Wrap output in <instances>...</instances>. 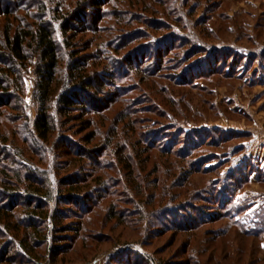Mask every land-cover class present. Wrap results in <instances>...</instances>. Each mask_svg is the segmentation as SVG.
Instances as JSON below:
<instances>
[{
  "label": "rangeland",
  "instance_id": "rangeland-1",
  "mask_svg": "<svg viewBox=\"0 0 264 264\" xmlns=\"http://www.w3.org/2000/svg\"><path fill=\"white\" fill-rule=\"evenodd\" d=\"M77 1L46 0L49 16L58 8L74 9ZM114 2L102 9L95 35L73 31L72 44L90 60L91 74L105 78L103 95L89 101L82 120L72 112L62 125L58 115L73 60L59 17L54 22L62 84L56 90L43 78L39 57L21 68L22 87L13 89L20 99L13 103L22 110H8L11 121L0 117V126L8 124L14 134L6 143L0 132V168L9 166L22 190L27 183L15 174L23 181H45L52 198L42 210L48 217L39 223L47 238L32 253L19 246L35 242L25 229V201L12 198L21 204L12 229L0 222V245L12 250L13 260L0 264H231L238 258L261 264L258 242L236 225L242 221L239 207L233 202L229 211L221 193L237 177L254 180L245 189L252 197L264 194V183L256 182L264 181V0H162L161 5L145 0L151 9L143 14L136 12L142 9L139 1ZM26 8L35 14V6ZM113 8L127 18V26L107 18ZM23 15L24 25L33 22ZM7 21L0 17L1 39ZM171 34L185 44L166 48L156 59L150 57L154 51L140 52ZM209 48L226 53L215 61ZM49 114L56 129L46 142L37 130ZM134 122L135 132L128 125ZM7 177L0 173V202ZM71 179L87 183L80 195L69 196L62 185ZM19 194L28 198L27 192ZM206 205L220 215L203 224L202 219L194 231L182 230V215L198 219ZM23 218L26 223L14 230Z\"/></svg>",
  "mask_w": 264,
  "mask_h": 264
},
{
  "label": "trees",
  "instance_id": "trees-1",
  "mask_svg": "<svg viewBox=\"0 0 264 264\" xmlns=\"http://www.w3.org/2000/svg\"><path fill=\"white\" fill-rule=\"evenodd\" d=\"M141 4L142 9L140 13L147 12L150 8L149 3H144L145 0H136ZM162 0H153V2L161 5ZM114 0H78L74 9L70 8H58L54 11L53 16H49L48 6L46 5V0H0V17L5 16L8 18L7 24L5 25L3 31V37L0 38V117L4 116L6 120H10V113L8 110H22L21 107L17 108V104H14V100H19L20 96L14 94V90L18 91L20 87H22V73L21 68L27 67L28 65L33 63V59L39 57V61H41L40 69L45 72V78L47 82H50L55 85L57 88L62 84V81H58V74L61 70H63V60L61 57V43L60 40L56 38V33L58 29L55 27V17H59L60 29L63 38V43L66 47L72 48L71 56H73L72 62H69L67 77L68 84H64L63 90L61 91L58 97V115L63 118L62 125L66 124L67 119L75 112L74 119H81L84 117L86 112L89 113V101L95 99L96 95H103V82L105 78L101 81L97 76L91 74V66H89L90 60H84L82 56H79L78 50H76L73 43V31L81 29L83 32L87 30H92L93 35L99 30V22L102 21L104 16L102 15V9L106 6H116ZM36 7V12L30 13L29 10H26L30 6ZM152 7V4H151ZM121 10V9H120ZM113 11L118 12L116 8H113ZM124 11V10H121ZM22 13H26L28 18L33 19V22H27L24 25V15L21 16ZM114 18H118V21L115 22L119 27L127 26L129 22L127 18H122L121 15H109ZM126 23H125V22ZM13 24H19L16 29H14ZM155 27V28H154ZM155 30L159 29L158 24L152 26ZM165 28V27H164ZM166 29V28H165ZM163 39V40H162ZM185 39H181L180 36L176 34H171V36L162 37L157 45L154 46V49H145L140 52L148 53L150 51H154V54H151V58H161L165 53L166 48L175 47L177 43L184 45L183 43ZM167 44L164 45V44ZM199 43V42H198ZM209 45V44H208ZM195 49H198V46H194ZM89 49V46L86 48ZM207 51L208 55H216L214 57L217 58L215 61H220L218 55H224L226 52H219L214 49ZM215 52V53H214ZM213 53V54H210ZM87 58L90 55L86 56ZM213 59V61H214ZM212 62V61H211ZM27 63L28 65H26ZM155 76V75H153ZM99 79V80H98ZM14 89V90H13ZM167 89L166 86L163 87V91ZM56 93V91H55ZM95 93V95H94ZM19 117V115H15V120ZM125 119H128L129 116H124ZM86 125V128L90 127V122H83ZM133 132L137 131L136 123L128 124ZM0 130L3 132L4 141L8 142L9 138L13 137L14 134H11V129L8 124H5ZM56 126L52 120H50V114L46 116V119L43 120L42 125L37 130V133L40 134V137L44 141H48L50 136L55 132ZM20 132L17 135L22 136L21 128H17ZM13 133H15L13 131ZM16 136V134H15ZM140 138V137H139ZM15 140V139H13ZM27 141V140H26ZM3 142H0L1 144ZM0 144V145H1ZM6 151V150H5ZM6 153H8L6 151ZM11 154V153H10ZM9 155V154H7ZM17 156L21 158L25 157L24 153L17 149ZM210 156H213L210 154ZM9 166L0 168V173H5V176H8L7 179L2 182L1 188L4 193L5 199L0 202V222L5 221V225L9 228L11 224V219L14 217L15 210L18 206H20V202L13 201L12 198L20 197V199L25 201L24 209L27 214L26 219L28 221L27 228L31 229L30 236H32L35 240L33 243L20 242L19 246L22 248H28L30 253L35 249V245L37 243H41L42 239L46 240L47 236L43 235L40 226L43 224H39L44 222L48 216H45V203L50 202L51 191L50 188H46L45 181L41 182L39 180H34L29 177L25 179V181L21 180L18 174L17 176L18 182H26V188L20 187L19 184H15L14 177L9 176V172L11 170L8 169ZM11 173V172H10ZM14 175V174H13ZM234 186L225 189L222 193V205L225 203L229 207V211L234 209L233 201L235 198V194L237 190L244 188L249 182L250 179L245 178L243 181L238 182L241 178L234 177ZM259 181L262 179L257 178ZM74 181V182H72ZM62 185H67L69 196L73 194L80 195L83 191V188L86 187L87 183L82 181L78 182L77 180H70L69 182H62ZM24 191L28 193L27 197L20 196V192ZM211 194V191H209ZM24 194V193H23ZM221 203V202H220ZM188 204H185L187 206ZM208 210V211H207ZM198 219L190 216L182 215L184 221L182 225V230L189 231L195 230V228L199 225L200 221L203 219L202 223H207L214 216L220 215L218 212L211 211L209 206H204V209L199 212ZM112 218L119 219L116 215ZM25 218L18 220V222L14 223L13 229L18 231L22 228L23 222ZM34 219H38L37 222ZM233 223V222H232ZM238 225V224H236ZM200 226V225H199ZM264 230V225L259 224L258 229L253 231H245L242 232L244 236L251 237L254 234H259ZM219 234V233H218ZM217 235V234H216ZM217 236H214L216 238ZM12 250L8 249L4 245H0V262H7L13 260L10 258V253ZM28 253V252H27ZM32 258V257H31Z\"/></svg>",
  "mask_w": 264,
  "mask_h": 264
},
{
  "label": "crops",
  "instance_id": "crops-1",
  "mask_svg": "<svg viewBox=\"0 0 264 264\" xmlns=\"http://www.w3.org/2000/svg\"><path fill=\"white\" fill-rule=\"evenodd\" d=\"M262 168H264L263 165ZM252 181L254 180H251L250 182ZM250 182L245 186V188L238 190L233 201L236 206L239 207L240 213H242V215L239 216V218L242 219L241 224H238L240 227V233L258 229L261 217H264V194H262L263 197L255 198L252 197V194L246 193L247 190L245 189L248 188L249 184H251ZM256 182L258 184L264 183V181L260 182L259 180H256ZM253 195L256 196L255 194ZM248 238H251L252 240L258 242L260 250L259 252H256H258V256L261 259V264H264V230L261 231V233L254 234L253 236ZM230 263L250 264V260L247 259V262H244L240 258H238L235 260H231Z\"/></svg>",
  "mask_w": 264,
  "mask_h": 264
}]
</instances>
